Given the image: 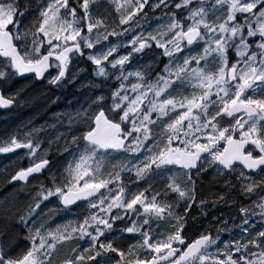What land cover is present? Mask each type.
<instances>
[{
    "label": "snow or ice",
    "instance_id": "6c2138e0",
    "mask_svg": "<svg viewBox=\"0 0 264 264\" xmlns=\"http://www.w3.org/2000/svg\"><path fill=\"white\" fill-rule=\"evenodd\" d=\"M58 103L0 134V264H264V0H0V111Z\"/></svg>",
    "mask_w": 264,
    "mask_h": 264
},
{
    "label": "rangeland",
    "instance_id": "374dc122",
    "mask_svg": "<svg viewBox=\"0 0 264 264\" xmlns=\"http://www.w3.org/2000/svg\"><path fill=\"white\" fill-rule=\"evenodd\" d=\"M74 89L71 87L68 89V92H72ZM67 94V93H65ZM49 95L53 96V99L55 98V95H59V93H55L53 95L52 93H49ZM63 103H58L55 105H49L47 111H42L39 114H36L34 110L26 109L24 111H21L19 113H3L0 112V134H3L6 129L12 128L14 126H20L21 124H27L30 120L34 121L36 125H42L44 124L45 120L48 119V117L51 116L53 112L58 111L59 109L63 108ZM11 117L10 119H6V117ZM18 117V118H17ZM7 163V160H5L3 157H0V164ZM24 166H27V162L24 161ZM3 169L0 168V172H2ZM34 183V182H33ZM23 195H21V198H23ZM225 235H227L225 233Z\"/></svg>",
    "mask_w": 264,
    "mask_h": 264
},
{
    "label": "flooded vegetation",
    "instance_id": "af4514ba",
    "mask_svg": "<svg viewBox=\"0 0 264 264\" xmlns=\"http://www.w3.org/2000/svg\"><path fill=\"white\" fill-rule=\"evenodd\" d=\"M0 112H2V111H0ZM4 113V112H3Z\"/></svg>",
    "mask_w": 264,
    "mask_h": 264
}]
</instances>
